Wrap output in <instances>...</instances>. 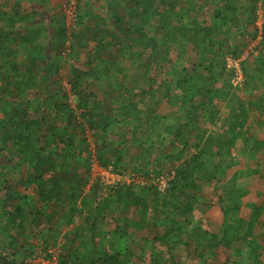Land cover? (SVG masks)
<instances>
[{"label":"trees","instance_id":"obj_1","mask_svg":"<svg viewBox=\"0 0 264 264\" xmlns=\"http://www.w3.org/2000/svg\"><path fill=\"white\" fill-rule=\"evenodd\" d=\"M31 1L46 5L51 0ZM99 1L103 0H96L95 4L102 14L92 10L93 0L84 2L83 12L78 1L79 29L69 38L63 18L49 17L46 23L42 6V11L38 12V6L30 15L21 13L18 0H0V93H6L4 100L9 107L0 117V223L8 217L6 227L1 225L0 232L10 237V251L3 248L0 264H25L35 254L30 239L38 238L37 247L42 246L44 250L56 246L55 237L63 228L73 227L84 213L85 224L68 231L61 245L64 255L60 256V264H136V261L147 264L142 239L148 242L149 233L153 234L152 244H159L163 249L152 246L148 264H179L175 260L182 254L196 258L200 264H209L205 258L207 253L231 249L235 243L250 246L244 264H264L260 260L264 251V222L240 218L242 199L249 191L244 188L229 191L236 181L226 180L228 170L235 165L234 144L240 139L237 153L259 166L258 153L264 150V137L248 136L244 128L253 129L255 125L247 123L244 113H237L228 99L233 90L230 82L234 70L227 72L225 67H217L219 59L227 56L240 59L243 49L235 42L247 37L257 41L254 57L257 70L264 67V19L261 26L255 22L257 4L264 0H250L249 7L247 4L244 7L240 0H110L106 8ZM210 2L213 5L210 24H205L202 14ZM242 8L250 20H240L238 14ZM67 41L69 56L90 50L98 63L95 68L89 63L87 69L68 74L74 106L63 88L42 92L49 81L46 75H58L55 58L61 56ZM45 42L53 58L44 52ZM89 42L95 46L91 47ZM179 44L194 45L200 54L210 48L217 49L207 64L201 58L189 70L187 65L175 70L163 67L164 61L170 62L168 51ZM22 54L28 59L27 65L18 61ZM124 55L131 61L141 59L140 65L144 67V82H135V89L156 94L155 85L163 88L161 96L175 109L176 117L172 121L163 114L144 116L136 103L124 102L121 92L125 90L129 95L132 91L120 81L126 74L123 68L111 72L113 67L119 68ZM242 74L244 94L262 93L257 102L247 99L245 106L250 112L258 111L259 120H264V71L254 75L249 66L242 68ZM224 75L227 77L221 81ZM105 80L111 83L102 89L99 83ZM138 84H145L147 88ZM173 84L182 90L181 96L171 94ZM220 103H224L225 113ZM241 108L245 110L244 105ZM77 112L80 122L76 121ZM119 122L122 123L118 135L121 143L113 150L115 142L109 140V129H114ZM216 124L220 125L219 131L211 133ZM261 130L264 132V125ZM87 134L96 140L95 156L99 165L111 166L117 174L125 173L123 160L130 150L147 145L150 136L154 144L145 150L151 154L157 153L155 149L165 152V142H169L176 152H166L164 162L158 163L159 169L153 170L152 177H170L165 194L148 186L137 190L122 181L116 188H109L96 205L92 200L83 201L82 191L90 173V160L83 157L90 151ZM77 136L80 137L77 139ZM167 160L183 162L165 171ZM24 166L27 167L24 177L9 179L10 171H20ZM132 172L140 173V169ZM252 173L258 175L259 170L253 169ZM144 177L151 178L148 173ZM224 183L230 186L224 187L226 192L218 199L223 222L219 232L212 234L194 225L193 214L201 207L197 205V196L204 186L217 188ZM30 187L40 205L22 194ZM102 188L98 180L94 181L91 199ZM93 210L96 215L92 214ZM107 217L116 226L104 240L98 237L99 222ZM11 226L18 227L16 238L9 236ZM131 230L141 235L134 236ZM130 236L137 240L129 243ZM106 240L108 245L104 244ZM189 244L194 246L193 253L188 250ZM232 252L236 256L240 254L238 249Z\"/></svg>","mask_w":264,"mask_h":264},{"label":"rangeland","instance_id":"obj_2","mask_svg":"<svg viewBox=\"0 0 264 264\" xmlns=\"http://www.w3.org/2000/svg\"><path fill=\"white\" fill-rule=\"evenodd\" d=\"M66 0H51L48 4L46 5H35L31 0H18L19 5L21 7V13L23 14H33L35 9L38 10V8L40 7V9L38 10V12L42 11L44 9L45 11V15H44V20H46V23L48 22V18L51 17V19H60L61 17V10L63 9V4L65 3ZM87 0H80V10L83 12L85 11V7H84V2ZM250 0H240V2L242 3V5L247 4L246 7H249V2ZM94 4L96 2V0H93ZM110 0H103V1H99V5L103 8L107 7V4L110 3ZM236 5V3H234ZM96 5V4H95ZM92 7V10L95 11L96 13L102 14V11L100 9H97V5ZM183 4H179V6H181ZM209 6L207 7L206 11L203 12V22L205 24H210V17L212 15V3L210 2L208 4ZM39 6V7H38ZM41 6L43 7V9L41 8ZM176 7V9L179 8ZM257 6L259 7V9L256 12L255 15V22L256 25L261 26L262 21L264 19V2H260L259 4H257ZM123 7V6H122ZM117 8V7H116ZM166 9H169L168 5L165 6ZM124 10L127 9L126 6L124 5ZM190 14V13H188ZM247 13L244 12V9L242 8L238 14V17H240V20H244V19H249L247 17ZM103 17L105 19H107V15L105 12H103ZM188 17L190 16H186V19H189ZM202 17V16H201ZM83 22H86V19L83 20ZM156 24V21L155 23ZM91 27V26H89ZM154 27V25H153ZM78 31H76L75 33H77ZM108 40V39H107ZM90 43V46L93 47L95 46L94 43ZM235 44L238 47H241L243 49L242 55L240 57V59L238 61H241L242 64L240 66V73L241 76L243 78L244 81V76L242 74V68L248 67L250 66L251 68V73L253 72V74L255 75L257 71H264V67H259L257 70V66L254 63V57L256 56V50L255 47L257 45V41L256 42H252L250 37H247L244 41H240L239 39L236 40ZM46 46L44 52H46L47 55H50L52 58V52L49 54L48 52V43L45 42L44 44ZM180 46H175L173 48V50L168 51L167 53V57L169 59L170 62H163L162 66L163 67H168L171 70H175V69H179L182 68L184 66H186L187 70L191 69V67L193 65L198 64L197 60L199 59H203V64H207L209 63L210 59H212V56L214 55V52L216 51L217 48H210L209 50L206 51V53H198L194 47V45H182L179 44ZM68 45H65L64 49L61 52V56H54L56 57V65L59 68V72L58 75H54V74H48L46 75L48 78V82L42 87V92H46V90H48V88H50L51 91L53 90H57L59 88H61V85H63V83L67 82L68 80V74H72V72L76 71V70H85L87 69L86 67L88 66L89 63H91L93 65V68L97 67L98 63L97 61L93 60V55H91L90 50L86 51V50H82V51H77L73 54V56H69V50L66 48ZM96 49V48H95ZM109 52H113V51H109ZM56 54V53H55ZM97 54V52H96ZM108 57L113 56L112 54H108ZM108 57H106L108 59ZM117 58V56H115ZM145 57H147V55L145 54ZM123 60H121V64L119 65V68L116 69L115 67H113L114 69L111 70V72L113 71V73H115V71H119V69L123 68L124 70V74H126V76H121V83H124L125 88L132 90L131 93L129 95L126 94L125 90L121 92V95H123L124 98V102L128 104V102H133L136 103L139 110H141L143 112V115L146 116L150 115L151 113H156V114H163V115H168L171 119V121L173 120V117H176V114H174V110L172 109V107L170 106V104L168 103V101L163 98L161 96L162 94V89L161 87H159V85H155V91L156 94H152L149 90V92L146 93H142L139 89H135V82H142L143 81V72H144V67L141 66V59H138L137 61H131L128 59L127 55L123 56ZM230 58L229 56H227L225 59H219L218 61V68L220 67H225L227 72H230L234 69H228L227 68V59ZM21 64H26L28 63V59L22 54L20 59L18 60ZM201 61V60H200ZM170 70V71H171ZM200 71H203L204 73L206 71H204L201 67H199ZM233 73H235L233 71ZM152 74V73H151ZM155 74V72H154ZM45 75V74H44ZM235 77L232 78L230 84L232 85L231 87L233 88L232 93L230 95V97L228 98L229 101H232V103L235 105L236 107V112L237 113H244L245 118L247 119V123L249 124H254L255 127L252 129L251 127L247 126L244 128V130H246V132L248 133V136L251 138H261L262 136L264 137V132H262L261 127L264 125V120H259V114L258 111H248L246 106L247 105V99H253L252 102H257L256 98L260 97V95H262V93L259 92H252V94H244L243 92V84H233V81H236L237 77L236 75H234ZM226 75H224L221 79L224 80L226 79ZM91 80L88 79V82H90ZM144 82V81H143ZM237 82V81H236ZM68 83V82H67ZM108 83H111L110 80H105L104 82L99 83L100 87L102 89H104ZM242 83V82H241ZM69 86V84H67ZM139 86H143L147 88V85L145 84H138ZM174 87V88H173ZM172 95H178L181 96L182 90L179 88H176L174 86V84L172 85ZM69 93H70V99H72V105L74 106V101L73 98L71 97V90L69 89ZM6 93H0V117H3V112H6L7 110H9L8 103L5 102V95ZM101 96V95H100ZM25 99V98H24ZM10 102V101H9ZM14 103V102H11ZM220 108L222 110V113L224 112V110H226V107H224V103H220ZM244 105V109L241 108V106ZM264 105V104H263ZM225 113V112H224ZM76 121L80 122L81 119L79 118V112L76 113ZM175 119V118H174ZM259 121H258V120ZM120 120V119H119ZM121 121V120H120ZM122 123L119 122L114 126L113 128H110L109 130H111V138L109 140H113L115 142V144H113L112 149L114 150V148L119 147V144L121 143V141L118 138L119 132H121L120 127H121ZM220 126V125H219ZM219 126L216 124V126L212 127L210 132L211 133H215ZM219 131V130H218ZM242 133V131L239 133V135ZM89 137V141H90V151L87 153L83 154V157L88 161L91 160L92 155L95 156V138H92V136L90 134H87ZM80 136H77V139ZM241 140L239 139L235 144H234V148L232 149V151L234 152V154H238L237 153V147L240 148L241 146ZM167 148L165 150V152L163 151H158V150H154L157 151V153H149V150H145L146 147H150V145L154 144V138H152L150 136V139L148 140L147 145L140 147L139 149H131L130 150V154L125 156L124 160H123V164H124V168H125V173L127 174H136V175H141V177H144L146 173H148V176L151 177L149 180H145L144 178V186H149L152 185V177L154 176L153 174V170L154 169H159V165L158 163L164 162L165 157H166V152L170 153V152H176V149H171V147L169 146V142H165ZM100 144V143H99ZM159 146V145H158ZM259 155V166H257L256 163L252 162L250 163V167L251 169H249V172L246 174V177H244V179H239L238 174L234 175V173L236 171L239 170L238 167L241 168L243 167V164L241 162V156L237 157L235 156V158L237 157V164L235 166H233V168L231 170L228 171L227 175H226V180L228 179H233L236 181L237 184H235L232 188L229 189V191H236L239 188H247V189H255L253 191H250L251 194H253L254 196L251 197V199L253 201H256L257 203L264 204V179L262 178V175L264 176V150L260 151L258 153ZM96 157V156H95ZM245 157V156H244ZM246 158V157H245ZM2 160H0L1 163ZM87 161V162H88ZM183 161H178V162H171L169 160H167L165 162V164L167 165L165 167V171H167L170 166L171 167H179V165L182 163ZM90 164V162H89ZM88 165V163H87ZM258 169L259 170V174L258 175H253L252 170L253 169ZM26 169L27 167H23L20 171L17 170H12L9 172V179H19L21 177H24L26 175ZM140 169V173H135L132 171L138 170ZM92 173L94 174V171L90 170L89 173V179H88V184L86 185V187L84 188V190L82 191L83 197L82 200L85 201L86 203H90L91 200L93 201V205H96L99 201V199L101 197H105L106 193L108 192L109 187H105L102 188V191L100 193H96L94 194L95 197L93 199L92 196L93 194H91L90 188L93 185V178H92ZM174 173L172 172V175ZM69 180H70V176H68ZM239 181V182H238ZM133 183V187L135 189H139L141 186L139 184V181H132ZM225 184V183H224ZM230 186L228 183H226L225 185H218L217 188H215V186H204L200 195L197 196L198 197V204L197 205H201L200 208H196L195 212H194V218H195V222L194 225L198 228H200L201 230H205L207 229V231H209L208 229H212L213 232H218V227H219V223L220 222H209V224L207 227L205 226V223L202 222V226H205L206 228H202V226L200 225L201 221L200 219L204 220L206 218V221H208V213L210 211V209L214 208L216 209V211L219 213L218 210H220V204H219V198L222 197L223 194H225L226 190H224L225 186ZM154 191V190H153ZM234 193V192H233ZM22 194H26L29 196V201H33V202H37V195L36 193L33 191V187H30L29 189H27L26 191H22ZM155 194V193H154ZM155 197H157L158 195L155 194ZM87 200V201H86ZM89 201V202H88ZM37 205L38 204L37 202ZM95 207V206H94ZM203 208V209H202ZM203 210L202 214L199 212L200 210ZM10 212L13 211V208H9L8 209ZM96 210H93V215H96ZM199 212V213H198ZM197 213V214H196ZM2 215V211L0 210V216ZM200 215H202L200 217ZM84 217H85V213L81 215L79 221L75 220V225L73 227H65L63 228L62 232L58 235V237H55V243L56 246H60L64 244V239L65 237H67V233L68 231L71 232V230L73 229H78L80 226V223L85 224L84 222ZM5 221L3 220L2 222L5 224H1L0 226L3 225V227H6L5 225L7 224V219L8 217L4 218ZM196 220L198 222H196ZM61 224L63 225V223L61 222ZM61 225V226H62ZM116 226V222L112 221L109 217L100 220L99 222V234L98 237H100L101 239H104L110 235V233L115 229ZM212 226V228H210ZM214 226V227H213ZM70 230H69V229ZM11 237L16 238V234L18 232V227L16 226H11L8 228ZM211 230V231H212ZM160 231V230H159ZM131 232H134V236H140L141 234H139V232H135L134 230H131ZM142 232V231H141ZM154 232V231H153ZM210 232V231H209ZM212 234H215L213 233ZM137 234V235H136ZM144 233L142 232V235ZM217 234V233H216ZM148 236V242H145L142 239V244H144L145 248H146V263L148 264V252L149 249L154 246L155 249H163V247H161L159 244H152L151 239L153 234L149 233L147 234ZM145 237V234H144ZM28 238V237H27ZM110 238V237H109ZM34 240V241H33ZM38 240V238H34V239H30V243L31 245H33V248H35V244ZM21 241V238L18 240V242ZM129 243H133V239L132 236L129 237ZM9 242H10V237H8V235H3L0 232V253L3 252V248L5 249H9L10 251V246H9ZM106 243V245H108L107 243L108 240H106L104 242V244ZM37 245H40L39 243H37ZM42 247V246H41ZM75 247V246H74ZM249 248L250 246H243L242 243H236L233 244V248L231 249H224V248H220L219 250H217L215 253L216 254H211V253H207L205 255V258L208 259L209 264H234V263H239V264H244L247 262V255L249 252ZM239 251L240 254H238V256H236V254H234L232 252L233 251ZM188 250H190L193 253L194 250V246L192 245H188ZM264 250V249H263ZM33 251V249H32ZM173 253V252H171ZM260 260L264 263V251L260 254ZM175 262L179 263V264H200L196 258H190V257H185V254H182L180 259L175 260ZM136 264H143L139 261L135 262Z\"/></svg>","mask_w":264,"mask_h":264},{"label":"built area","instance_id":"obj_3","mask_svg":"<svg viewBox=\"0 0 264 264\" xmlns=\"http://www.w3.org/2000/svg\"><path fill=\"white\" fill-rule=\"evenodd\" d=\"M79 0H66L63 4V9L61 10L65 28L67 30V34H70L77 28V7ZM227 68L234 69L235 75L237 77L236 81H233V84H241L243 82V78L241 76L239 70V61L233 59L232 57L227 59ZM65 91L69 93V86L66 83H63ZM90 170L94 171L92 173V180H98L99 184L109 188H116L117 184L120 182H124L126 185H133L132 181H139L141 186H144V178L141 175L136 174H117L112 172V167L109 166L107 168H103L99 165L98 160L94 155H92L90 160ZM170 177L167 175H162L159 178L152 179V185L148 187L153 188L159 194H165L168 188V181ZM146 180V178H145ZM64 255V250L60 246L49 247L46 250L38 249L36 253L27 261L25 264H60L59 259L60 256Z\"/></svg>","mask_w":264,"mask_h":264},{"label":"crops","instance_id":"obj_4","mask_svg":"<svg viewBox=\"0 0 264 264\" xmlns=\"http://www.w3.org/2000/svg\"><path fill=\"white\" fill-rule=\"evenodd\" d=\"M39 9V8H38ZM232 153H233V155H234V157L235 156H237V157H242L241 159V162H240V164L239 165H241V163L243 164V167L241 168V166L240 167H238L239 168V170L238 171H236L235 173H237L238 174V178L239 179H244V177H246V174L249 172V169H251V167H250V163H252V162H250L249 160H248V158L246 157H244V155H240V156H238L237 154H234V152L232 151ZM237 157L235 158V160H234V163H235V165L238 163L237 162ZM234 165V166H235ZM233 168V167H232ZM231 168V169H232ZM231 169H229V170H231ZM228 170V171H229ZM252 176H254V175H252ZM239 182V181H238ZM237 184V183H236ZM244 189H246L247 191H249V194L245 197V198H243L242 199V202H243V205H242V207H241V209H240V214H239V216H240V218H243V219H245V220H247V221H250V222H254V223H257V222H264V204L263 203H261V204H259V203H257L256 201H253L252 199H251V197L252 196H254L253 194H251L250 193V191H253V190H255V189H253V190H251V189H247V188H244ZM203 209V208H202ZM200 210L199 212L202 214V212H203V210ZM219 211V213L216 211V209H215V207L214 208H212V209H210V211L209 212H207L208 213V221H206V218L203 220H201L200 219V221H201V223H200V225L202 226V222L203 223H205V226L207 227L208 225H211V224H209V222H210V220H211V222H214L215 223V221L217 222H220L219 224V229H218V232H219V230H220V227H221V225H222V222H223V216H222V213H221V211L220 210H218ZM198 212V213H199ZM197 214V213H196ZM202 215H200V217H201ZM59 219V218H58ZM196 222H198L197 220H196ZM205 226H202V228H206ZM214 227V226H213ZM210 228H212V226L210 227ZM209 231V233H212L213 232V230L211 231L210 229H208ZM206 231H207V229H206ZM218 232H213V233H218ZM255 233L258 235L259 234V232L257 231V230H255ZM27 237H28V239L30 238L29 237V235H27ZM133 237V236H132ZM133 239V238H132ZM133 240H137V239H133ZM34 241V240H33ZM37 243H38V240H37V242L36 243H34L35 244V249H33L34 250V252L35 251H37ZM236 244V243H235ZM249 251H250V249H249Z\"/></svg>","mask_w":264,"mask_h":264},{"label":"clouds","instance_id":"obj_5","mask_svg":"<svg viewBox=\"0 0 264 264\" xmlns=\"http://www.w3.org/2000/svg\"><path fill=\"white\" fill-rule=\"evenodd\" d=\"M79 3H80V0H79ZM80 7V6H79ZM77 14H78V11H77ZM61 18H63V16H62V13H61V17H60V19ZM64 21V20H63ZM77 21H78V19H77ZM78 29H79V26H78V23H77V28L74 30V31H72L70 34H67L68 35V37L70 38V36L72 35V33H74V32H76V31H78ZM65 45H68L69 46V41H67L66 42V44ZM66 47L67 49H69V47ZM234 59V58H233ZM235 60H239V59H235ZM240 66H241V61H239V70H240ZM234 72H235V70H234ZM235 77V76H234ZM66 84H68L67 82H65ZM61 88H63V90H65V88H64V86L63 85H61ZM69 89H70V86H69ZM70 92V91H69ZM69 96H70V93H68V92H66ZM69 102L72 104V99H70L69 98ZM88 140H90L89 139V137H88ZM90 142V141H89ZM96 159H97V157H96ZM98 160V159H97ZM102 167V166H101ZM89 168H90V164H89ZM38 249H42V250H44V247H41V246H39V247H37V250ZM35 253H36V251H35ZM27 261V260H26Z\"/></svg>","mask_w":264,"mask_h":264}]
</instances>
